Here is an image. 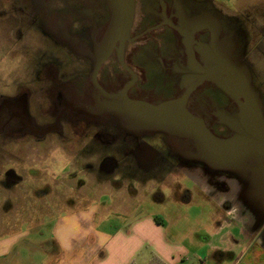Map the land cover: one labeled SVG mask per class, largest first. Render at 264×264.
I'll list each match as a JSON object with an SVG mask.
<instances>
[{"label":"rangeland","instance_id":"1","mask_svg":"<svg viewBox=\"0 0 264 264\" xmlns=\"http://www.w3.org/2000/svg\"><path fill=\"white\" fill-rule=\"evenodd\" d=\"M49 1L58 8L63 7L64 0ZM26 4V0H0V236L16 231H27L29 239L33 240L36 236L34 231L43 228L45 238L47 228H51L60 214L93 204L106 208L109 215L113 214L112 211L116 212L117 217L122 215V206L134 207L136 210L153 214L168 212L174 203L172 201L174 198L156 202L154 193L150 191L155 186L157 189L162 187L166 194L165 189H168L170 177L181 178L179 176L181 173L171 171L168 176L162 171L161 173L168 177L164 183V180H160L156 174H147V172L143 174L144 170L136 165L133 154L126 152V148L113 144L108 146L106 142L102 145L94 137L98 122L108 119L106 115L113 117L110 122H114L116 125L114 128H118L122 133L137 135L144 131L143 126L133 122L130 115L110 110L113 107H124V102L105 101L104 106L93 105L92 108L78 103L68 106L62 103V99L56 111L52 91L58 84L51 82L49 78L52 64L57 68V65L61 64L56 65V63L60 61L63 66H68L64 67L61 73H55V79L61 84L60 87L55 88L54 97L59 99L56 93L65 90L63 84L79 86L82 81L79 76H83L82 73L85 77L89 74L95 55L105 47L106 32L102 42L95 44L92 42L93 37L89 36L92 28L88 20L76 21L77 26L73 27L67 25L70 27V30H67V26L53 25L57 21H62L61 17H57L53 23L51 22L53 26L47 28L45 20L37 16L35 5ZM84 14L90 12L88 10L81 12L80 16ZM71 36L75 40L74 48L87 55V65L84 68L83 61L79 62L70 56L72 53L68 49L69 44L72 45L70 43L72 40H69ZM262 49L264 51V43ZM80 69L83 71L78 73ZM261 75L264 76V71ZM215 78L218 86L223 87L232 96L237 95L232 85L229 89L225 81L219 77ZM171 96V92L166 93L163 99H172ZM19 99L23 101L22 116L25 120H22L17 112L15 113ZM64 106L71 107L73 113H80L78 117L87 119L88 122L85 121L87 126L83 124L79 126L80 122L72 120L70 123L61 120L57 123L59 126L56 125V114ZM184 106L190 113L202 119L197 113H193L187 100ZM236 108L237 113L223 114L222 124L226 126L228 124L232 131L235 129L239 131L240 134L236 137L243 139L250 136L254 128L248 121H245L246 127L240 124L242 122L238 120L239 114L242 113L246 118L245 110L239 102ZM232 112L236 111L232 110ZM46 125H53L56 129L61 127V130L47 131L46 128L44 129ZM102 127L109 128L110 125ZM30 128L41 132L37 133L35 130L32 133ZM219 128L223 129V127ZM152 130L156 131L154 133L159 131L177 135L160 129L152 128ZM110 133L109 131V134L104 135L102 139L110 141L112 139ZM212 136L214 138V135ZM233 138H225L221 141L219 139L218 145L226 144L222 148H230L233 144L227 143L235 140ZM106 158L114 161V164L108 168L103 167ZM258 171L264 174V170ZM188 183L189 181L183 178V184ZM169 195L173 197L172 193ZM206 198L198 195L197 199L193 198L191 205H180L188 214L194 216L199 213L198 222L192 224L196 230L193 241L198 244L206 241L203 238L209 237L211 233L209 229L214 228L215 223L211 218L216 213L210 215L209 220L208 216H205V209L214 212L216 208ZM253 204L261 210L258 201H253ZM161 215L167 217L165 213ZM216 215L218 217V214ZM206 221L207 225L204 226ZM256 240L263 241L264 233Z\"/></svg>","mask_w":264,"mask_h":264},{"label":"crops","instance_id":"2","mask_svg":"<svg viewBox=\"0 0 264 264\" xmlns=\"http://www.w3.org/2000/svg\"><path fill=\"white\" fill-rule=\"evenodd\" d=\"M166 1L184 31L194 38L195 51L203 64L210 67L231 61L249 74L264 114V76L261 75L264 71V0H180L179 5ZM146 6L143 0H134L131 24H136V18L139 20L138 16L144 13ZM155 37L159 42L158 49L147 45L148 53L137 55L135 60L148 70L146 85L163 96L174 89L173 79H162L161 73L154 68L157 63L151 57L158 50L160 56L170 58L176 45L173 32L167 28ZM192 66L190 59L179 63L182 85L189 81ZM219 79L225 81L230 89L232 79L227 74L220 73ZM220 89L238 105L236 96L223 87ZM214 103L223 105L225 102L215 99ZM237 111L235 108L223 113L228 115ZM246 118L239 114L238 120L243 127L247 125ZM238 132L234 130L233 139L239 138L236 137L240 134ZM259 153L261 156L256 169L264 170V153ZM240 156L244 159L240 160ZM233 157L231 149H228L219 159L216 156L212 159H216V163L222 159L230 164ZM250 158L256 156L247 154L245 147L236 157L233 169L220 167L211 159L203 161L207 170L219 168L228 173L231 188L228 199L231 200L230 206L233 205L230 209L220 206L224 198L214 194V188L205 181V177H197L199 165L194 164L196 160L185 158L176 166L181 178L170 177L166 194L162 187L157 189L155 185L150 191L154 193L156 202L174 198L168 212L153 214L122 206V215L117 217L116 212L109 215L101 205L80 207L60 214L50 230L47 228L45 238L43 228L34 231L36 236L33 240L29 239L27 231L0 236V264H264V240H256L264 224V174L255 176V166L243 163L254 160ZM183 178L189 181L187 185L183 184ZM205 192L212 197L204 195ZM196 195L207 197L216 207L214 212L209 210L210 213L205 209L208 220L210 215L218 214V217L214 214L211 218L215 223L214 228L209 229L210 239L204 237L206 241L201 244L193 241L196 230L192 224L198 222L199 213L193 216L180 206L191 205L193 198L197 199ZM253 201H258L261 210ZM203 225H207V221Z\"/></svg>","mask_w":264,"mask_h":264},{"label":"flooded vegetation","instance_id":"3","mask_svg":"<svg viewBox=\"0 0 264 264\" xmlns=\"http://www.w3.org/2000/svg\"><path fill=\"white\" fill-rule=\"evenodd\" d=\"M143 1L147 4V6L144 9V13H141V15L138 16L139 20L136 18V24H131V27L129 28V39L124 41L121 54L119 55V51L117 49L119 44L118 41L115 42L110 52L105 56L103 49L99 54L95 55L89 74L86 77L84 73H82L83 76H79L82 80L80 81L79 86H74L70 83L68 86L63 84L65 90L58 92L59 94L56 93L59 99H57L56 96L54 97V92L56 91L55 88L60 87L61 84L55 79V73H61V70L68 66H63V63H60V61L59 63H56V65L61 64L57 65V68H55V64H52L53 67L49 72V74H51L49 75V78L51 82H56L58 84V86L54 87L52 91V99H54L56 111L59 108V102L62 99V103L65 105L68 104V106L78 103L86 107L90 106L92 108L93 105H100L101 107L104 106L105 101L108 102L121 100V102H124L122 96L120 95L122 92H124L126 97L129 99H137L147 102L164 101L163 96L158 95L153 89L146 85L148 82V70L146 66H143L140 62L136 61L135 57L137 55L143 56V52L144 54L148 53L149 50L148 47H146L147 45L151 46L152 48L155 46V48L158 49L159 42L155 35L160 33L164 28H167L174 34L176 50L173 52V54H171L172 56L170 58L160 56L158 53L159 51L157 50V54L154 53L151 57V60L157 63V66L155 67L154 65V68H157L161 73L159 75L162 77V79L163 77L164 79H173L172 83L174 89H171L172 92L170 91L172 93L170 98L173 99L181 96L186 91V89L190 87V92L186 100L193 109V113H197V115L202 118L210 133L218 139L225 140V138L233 137L234 131L231 130V127L228 126V124L227 126L222 124L221 118L224 114V110H230L233 108L235 109L236 104L231 101L227 97L226 93H224L218 86V82L215 80V77H219L220 72H214L200 80L202 72L201 69L205 70L209 67L206 64H203L201 57L197 55V52L194 48V38L189 36L181 27V24L178 23V19L175 18L176 16H174L173 12H171L169 9L166 0H153V3L156 4V7L152 5L151 0ZM26 2L27 6L35 5L37 16H40L45 20L44 22L47 28L48 26L53 25H61V27L70 25L73 27L75 25L77 26V24H75L76 21L78 22L85 19L89 21V25L92 28L89 36L93 37L92 42L95 44L102 42L104 33L107 31L110 20V9L105 0H64L62 2L63 7L60 8L51 4L53 2L49 0H37V2L34 0H26ZM171 3L173 5H179L180 0H171ZM87 10L90 12V14H84L80 16L81 12H86ZM57 17H61L62 21H57L52 25L51 22L53 23ZM67 30H70L69 26H67ZM63 36L67 37V35ZM69 38V40H72L70 41L72 45L69 44L70 48L68 50L72 54L67 50L68 53L71 54L70 56L73 59H76L79 62L83 61V68L86 67L85 65H87V55L80 53L74 48L73 43L75 40L73 36ZM120 58L123 62V65L120 62ZM188 59L192 61L193 66L191 69H193L190 72L191 77L189 78V81L182 85V70H179V63L186 62ZM98 60H100V63L96 67V62ZM194 61L197 62L199 66H197ZM220 65L221 64H215L213 66ZM184 68H186V66H184ZM82 71L83 69H80L78 73H81ZM164 91H167V89H164ZM215 99H219L221 102L225 103L223 105L215 104ZM231 106H233V108H231ZM70 108L71 107L64 106L58 111L55 117V124L59 126L57 123L62 120L69 121V123L72 121L80 122L79 126L82 124L85 126V121L88 122V120L78 117L77 115L80 113H73ZM23 110V101L19 99L15 113L17 112V114L21 116L22 120H25V117L22 116ZM106 117H108V119H106L104 122H98V129L94 131V137L96 141L100 142L102 145L106 142L108 146L113 144L120 146V148H126V152L133 154L136 165H139V167L144 170L143 173L147 172V174H156L160 180H164V183H166L165 180L167 179L164 174H171V171L180 172L176 166L184 162L185 158L191 157L194 159L193 161L196 160L195 162H197L194 164H196V166L199 165V168H196L198 171L197 177H205V181L214 188V194L224 198L220 206L224 209H230L233 206H230L231 200L228 199V195L231 192V188L228 185V173L225 171V169H205L206 167L203 165V161L205 160L198 153V148H201V146L196 145L189 138L179 135H169L159 131L154 133L156 131L152 129L144 130L137 133V135L129 132L122 133V131H120L118 128H114L116 126L114 122H110L113 117L109 115H106ZM27 121L30 122L29 119H27ZM31 121L34 120L31 119ZM32 124L34 123L32 122ZM53 125H46L44 129L46 128L45 130L47 131H50V129L51 131L61 130V127H59L60 129H56V127ZM103 125H110L109 128L112 129L105 127L103 128ZM65 126L66 125L64 124V127ZM219 127H223V129H220ZM35 130L33 129L31 132L34 133ZM109 131L111 132L110 136L112 139L110 141L103 140L102 137L109 134ZM36 132L38 133L41 131L36 130ZM237 147L245 148L244 146ZM259 152L260 151L251 152L250 155H254L256 158H250L254 160H247V162H243L251 166H255V169H253L255 176H259L260 174L258 169H256V166H258L259 163L258 158L261 156ZM243 157L244 156H240V160H243ZM104 161L103 167L105 168H108L111 166V164H114V161L108 160V158H106ZM162 171H164V174L161 173ZM204 195L207 197L211 196L209 192H205ZM263 233L264 224L259 229L258 237Z\"/></svg>","mask_w":264,"mask_h":264},{"label":"water","instance_id":"4","mask_svg":"<svg viewBox=\"0 0 264 264\" xmlns=\"http://www.w3.org/2000/svg\"><path fill=\"white\" fill-rule=\"evenodd\" d=\"M105 1L110 9V20L106 31L107 41L104 47V56L110 52L116 41L119 43L117 49L120 55L124 41L129 39V27L133 16L134 0ZM120 62L123 65L121 58ZM99 63L100 60L96 62V67ZM195 64L199 66L197 62ZM201 70L200 80L214 72L225 73L232 79L230 85L236 89L238 102L244 106L245 113L248 116L247 121L254 128L250 136L248 135L244 140H239L240 138H238L227 143L233 144L232 147L236 148H222L226 144L218 145L220 143L219 139H216L215 136L213 138L203 120L185 108L184 105L190 92V87L181 96L164 100L157 104L143 100L129 99L122 92L120 95L124 100L125 106L122 108L113 107L110 110L130 115L132 121L138 123V126H143L142 128L144 130H150L152 128L156 130L160 129L194 140L196 145L201 146V148H198V153L205 161H209L210 159L214 161L212 156H216L219 159L224 155V151L231 149L232 155L235 158L233 157V161H230V164L223 162L222 159L219 160V163H216V159L214 161L216 165L218 164L225 169L227 167L229 169L235 168L237 163L236 157L240 154L241 150L237 146L246 147L247 154L253 150L264 153V116L260 100L251 84L249 74L231 61L220 66H210L208 69Z\"/></svg>","mask_w":264,"mask_h":264}]
</instances>
